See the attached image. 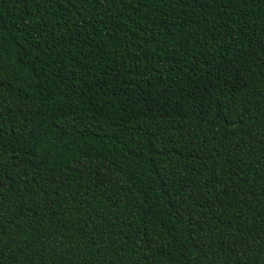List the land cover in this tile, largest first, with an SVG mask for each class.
Listing matches in <instances>:
<instances>
[{
  "label": "trees",
  "instance_id": "16d2710c",
  "mask_svg": "<svg viewBox=\"0 0 264 264\" xmlns=\"http://www.w3.org/2000/svg\"><path fill=\"white\" fill-rule=\"evenodd\" d=\"M0 264H264V0H0Z\"/></svg>",
  "mask_w": 264,
  "mask_h": 264
}]
</instances>
